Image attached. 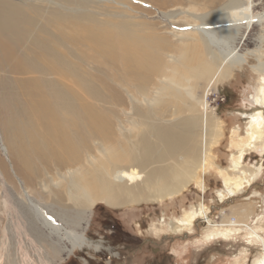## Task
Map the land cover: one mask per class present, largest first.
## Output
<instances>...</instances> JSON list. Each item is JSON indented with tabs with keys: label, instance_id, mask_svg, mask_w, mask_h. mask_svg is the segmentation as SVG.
Instances as JSON below:
<instances>
[{
	"label": "rangeland",
	"instance_id": "1",
	"mask_svg": "<svg viewBox=\"0 0 264 264\" xmlns=\"http://www.w3.org/2000/svg\"><path fill=\"white\" fill-rule=\"evenodd\" d=\"M243 3L241 8H251L252 16L262 15L263 20L238 32L233 46L245 59L240 69L221 79L216 74L213 78L203 74L190 79L187 84L191 87V98L159 76H152L149 86L141 87L121 68L113 70L89 61L83 65L88 72H78L91 76L90 83L99 96L93 100L78 87L74 89L76 83L65 71H58L56 75L21 67L39 61L36 42L54 52H68L74 58L79 53L88 56L81 51L84 44L67 33H61L58 22L65 20L75 26H105L103 28L116 32L124 29L127 36L150 44L163 72L169 75L170 70H174L182 74L190 65L180 66L179 55L198 45L192 27L196 25L194 17L209 7L205 8L202 0H0V10L4 4L19 9L20 14H12L11 21L17 18L14 20L23 22L25 17L24 25L19 27L21 31L18 29L20 32L17 28L8 30L0 23V135L3 145H7L4 152L0 144V264H256L264 253V97L258 94L263 85L260 76L252 71L251 66L256 64L258 53L262 56L260 61L264 62V0H244ZM8 22L12 25L15 21ZM201 58L210 63L208 55ZM46 84L69 90L73 87L71 93H79L82 102L97 109L110 123V138L103 140L94 135L87 139L76 166L80 169L77 176L92 173L112 184L106 189L103 187L105 197L107 189L113 192L110 198L96 199L81 227L74 228L92 243V247L81 246L70 254L63 252L64 247L69 248L66 242L58 245L57 239L49 237L35 222L31 227L28 209L22 206H26L23 196L28 193L31 197L41 196L46 200L47 190L43 187L47 186L50 196L61 199V207L74 209L79 203L68 200L64 181L60 178L73 166L68 163L42 165L38 164V159L30 164L34 157L25 164L21 155L13 153L14 149L33 153L28 150L32 146L30 136L33 130L26 118L36 101L31 90ZM157 85L168 87L167 95H156ZM104 87H107L106 91ZM152 99L155 102L151 103ZM257 110L261 112L262 130L249 144L250 118ZM60 111H63V118L70 115L65 108ZM141 113L147 118L142 119ZM205 116L209 118L206 125L202 120ZM181 117L197 122L188 153H176L173 161L163 164L142 166L140 171L147 180H137L138 186L134 180L135 185L127 186L126 183L119 190L108 175L112 169L106 151L108 145H125L128 149L138 146L132 162V166H136L141 163L138 139L149 125L156 127ZM21 128L26 132H18ZM214 132L218 138L209 149L210 159L197 171L195 182L178 196L161 201L152 199L147 186L157 184L154 178L159 170L175 165L183 167L182 163L190 162L193 154L199 158L202 150L208 147L205 142L216 136ZM161 147L156 151L161 153ZM132 166L126 165L128 169ZM242 172L251 176L249 182L242 180ZM138 176L141 177L139 173ZM226 179L243 184L231 197L221 200L219 193L224 191ZM199 184L203 187L200 188ZM90 190L95 197L97 187ZM98 190L101 192L102 186ZM130 195L135 198L130 199ZM201 204L206 208L210 222L196 219L187 225L188 228L173 229L177 220L185 224L182 221L185 212ZM234 218L235 224L232 223ZM63 227L72 228L65 224ZM226 227H233L235 231L226 236L214 234ZM114 230L121 233V243H117L120 240L114 236ZM35 232L42 240L35 236ZM210 235L213 237L209 238ZM95 245L99 246L98 251L93 250Z\"/></svg>",
	"mask_w": 264,
	"mask_h": 264
},
{
	"label": "bare ground",
	"instance_id": "2",
	"mask_svg": "<svg viewBox=\"0 0 264 264\" xmlns=\"http://www.w3.org/2000/svg\"><path fill=\"white\" fill-rule=\"evenodd\" d=\"M221 1L222 3H220ZM243 1L244 0H225L223 2V0H202V5H205V8H209L208 10L206 9L207 11L205 10L202 14L194 17L196 25L192 24L194 25L192 27H194L193 31L197 37L198 45L195 46L194 49L187 48L179 55L178 61L180 66L183 67L186 64L190 65V67L185 68V71H183L182 74L174 70H170L169 75L166 72H163L162 67L159 66L158 60L154 58V53L150 48V44L148 45V43L137 37H132L130 35L127 36L124 29H119L116 32L103 28L105 26H102V28L90 25L75 26L74 24H70L69 21L63 19L62 22L57 23V28L61 33H67V35L73 39L84 44L85 47L81 51L86 52L85 55L88 56L83 57L79 53V56L74 58V56L70 53L68 54V52L64 54L61 52H54L42 43L36 42L37 49L40 53V56L36 57L40 62H29L27 66L23 65L21 67L28 69V71H47L48 74L51 72L56 75L58 74V71H65L71 75L76 83L74 89L75 87L76 89L78 87L80 91L87 93L88 97H91L93 100L97 99L99 96L90 83L91 76H83L78 72H88L87 69H83V65L89 61L101 63L105 67L107 66L109 69L113 70L121 68L122 71H125L127 77L141 87H148L150 84V78L152 76H159L166 81L168 85H173L175 88H181V92L188 97L191 96V87L187 84L190 79L197 78L203 74L207 75V78H213L216 74L219 79H221L229 76L232 71L240 69L245 64V59L238 53L237 48L234 47L233 44L235 43L238 32L241 28L250 29L254 23L262 22L263 17L262 15L257 17L252 16L251 8L245 6V8H241L245 4ZM14 7L15 6L8 7L4 4L0 10V23L3 24V26L5 25L4 27L8 30L13 31L16 30V28L17 30L20 29L19 27L24 25L25 20L24 17V20L22 19L23 22H17L18 20H14L17 18H14L11 21L10 17L12 14H20L18 11L19 9ZM21 16L23 18V15ZM8 21L15 22L11 25L8 24ZM204 55L209 56L210 63H207L201 58V56ZM260 56L261 54L259 53L256 55L255 60H257V62L254 66H251V69L260 76V82L264 85V78L262 77L264 75V62L260 61ZM47 84L41 88L40 86L32 87L34 90H31L36 101L32 99L34 103L32 104L30 102L32 104L29 111L30 114H28V117L26 118L31 123L29 124L32 125L31 127L33 131L30 136L32 146L28 150H31L33 153L27 154L18 149H14L13 153L15 152V154L19 156L21 155V159L24 163L25 161L28 162L30 157H34L30 164H34V160L38 159V164L42 165L53 164L58 166L68 163V165L73 166V168L68 169L65 174L63 173L62 177L59 176L62 178L61 180L64 181L65 194L66 197H68V200L74 204L75 202L79 203V205L74 206V209L68 210L66 207H61L59 205L61 199L50 196V191L47 186L43 187L44 190H47L48 198L46 200L41 196L31 197L28 193L23 196L26 206H22L23 208L28 209L27 213L31 218V227L32 223L35 222L47 232L49 237H55L58 245L66 242L69 245V248L64 247L63 252L70 254L74 249L81 246L92 247V243L74 228L81 227L82 222L88 217V211L95 204V200L99 197H105L103 187L106 189L107 185H112L92 173L77 176L80 169L78 168L79 166H76V161L80 152L86 147L87 139L89 140L94 135L99 136V138L103 140H108L110 138V123L105 116L103 117V115L97 111V109L82 102L84 100L79 96V93L75 95L71 93L73 87L69 90L61 89L56 87V85ZM263 85L258 90V94L262 97H264ZM161 86L157 85L156 95H167L168 87ZM106 88L107 87H104L103 90L106 91ZM113 92L112 94H114ZM114 97L117 96L115 95ZM192 97L193 96H191V98ZM150 102L153 103L155 100L152 99ZM150 102L148 104H150ZM62 108H65L70 115L63 118V111H60ZM141 115H143L142 119L147 118L143 113H141ZM202 120L205 121L206 125L209 118L205 116L202 117ZM262 121L261 112L258 110L255 111L250 118V132L247 133L249 136V144L256 140L258 134L260 135ZM166 122L167 124H158L159 126L156 127L154 125H149L147 131L142 133L138 139V145H140L141 154L143 153L144 156L143 154L138 156L141 159V163L136 166H132V162L135 161L138 146L131 147L134 149H128L125 145H108L106 151L109 159L112 161V169L108 172V175L112 177L119 190H121L122 186L126 183L127 186L128 184L135 185L133 182L134 180H147L141 173L142 170L140 171L142 166L147 167L150 164L154 165V163L163 164V162H168V160L173 161L174 154L176 153H182V155L188 153V149L191 148V145L189 144L191 134L194 132V127H196L197 122L188 117L178 118L175 122ZM215 129H217V126L214 128V131L217 132ZM24 130L25 129L18 130V132ZM215 132L214 134L216 136L205 142L208 147L206 146V149L204 151L202 150L199 158L197 154H193L190 162L182 163L183 167L175 165L174 167L167 166L168 168L162 167L163 169L161 168L159 170L154 178L155 181L157 180V184L152 187L147 186V191H150L153 195L152 199L161 201L164 198L178 196L182 191H185L190 183L195 182L197 171L210 159L209 149L215 144L218 138V134ZM152 138L154 140L151 142L150 139ZM0 144L2 150L5 152V146L7 145H3L1 135ZM153 144H156V147H153ZM160 147L161 153L156 151ZM23 154L25 155V159ZM143 157H146L147 159ZM126 165L127 167L132 166V168L128 169ZM105 171L107 172L106 169ZM138 173L141 177L138 176ZM150 173L151 172H149V174ZM241 176L242 180L246 181V183L249 182L248 180H250L251 177L243 172L241 173ZM96 179H99L100 181H96ZM241 184L243 183L238 182L235 184V181L232 183L227 179L224 180V191L219 193L221 200H225V198L234 194ZM136 185H139L138 181ZM55 186L57 187L58 183H56ZM99 186H102L101 192L98 190ZM198 186L200 188L203 187L201 184ZM95 187H97V194L94 197L90 188ZM106 191L108 192V195L105 198H110L113 190L107 189ZM134 198L135 195H130V199L133 200ZM48 199L50 202L52 201V205L50 202H47ZM207 215L206 208L201 204L196 209L194 208L189 212H185L182 220L185 224H180L181 220H177L178 223L173 229L175 231L181 230L183 226H190L196 219L210 222V219H207ZM232 223L235 224V218L232 220ZM64 224L71 226L73 229L71 228L70 230H67L63 227ZM211 224L215 225V223ZM233 231H235V228L226 227L220 229L214 234L226 236ZM34 234L39 240H42L39 233L37 234L35 232ZM212 237L213 236L211 235L209 236V238ZM98 249L99 246L95 245L93 250L98 251ZM53 253L56 255V252ZM256 264H264V253H262V256L257 259Z\"/></svg>",
	"mask_w": 264,
	"mask_h": 264
},
{
	"label": "flooded vegetation",
	"instance_id": "3",
	"mask_svg": "<svg viewBox=\"0 0 264 264\" xmlns=\"http://www.w3.org/2000/svg\"><path fill=\"white\" fill-rule=\"evenodd\" d=\"M116 231L117 230H114L113 232V234H114V236L117 238V239H119L120 240V242H117V243H121L123 240H122V238H121V233L120 234H118V233H116Z\"/></svg>",
	"mask_w": 264,
	"mask_h": 264
}]
</instances>
